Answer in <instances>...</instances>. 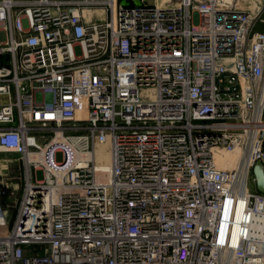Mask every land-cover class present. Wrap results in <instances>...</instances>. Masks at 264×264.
<instances>
[{
    "label": "built area",
    "instance_id": "built-area-1",
    "mask_svg": "<svg viewBox=\"0 0 264 264\" xmlns=\"http://www.w3.org/2000/svg\"><path fill=\"white\" fill-rule=\"evenodd\" d=\"M238 1L0 0V151L24 164L0 264H264V20Z\"/></svg>",
    "mask_w": 264,
    "mask_h": 264
},
{
    "label": "rangeland",
    "instance_id": "rangeland-1",
    "mask_svg": "<svg viewBox=\"0 0 264 264\" xmlns=\"http://www.w3.org/2000/svg\"><path fill=\"white\" fill-rule=\"evenodd\" d=\"M124 5H140L148 4L153 5L155 3L164 1L166 4H175L179 0H119ZM250 1L252 0H239L238 8L254 13L255 9L251 7ZM259 1V0H257ZM264 2V0H261ZM262 10L258 13V20L256 22L255 28H261L262 20H264V5L261 6ZM83 14L89 18V16L94 15L92 20H95V7L85 9ZM5 100L4 96H0V102ZM88 116V100L78 99L76 101V119L85 120ZM57 161L62 160V154L60 152L56 153ZM110 151L107 144L98 146L96 148V162L97 164L110 163ZM24 170L22 156L19 153L12 151H0V200L7 203L8 209V219H11L15 214L17 202L21 196L23 190V179L22 174ZM24 175V174H23ZM36 179H42L44 177V172L42 170H37L35 172ZM250 190H255V185L252 180L249 182ZM12 223V220H10Z\"/></svg>",
    "mask_w": 264,
    "mask_h": 264
},
{
    "label": "bare ground",
    "instance_id": "bare-ground-1",
    "mask_svg": "<svg viewBox=\"0 0 264 264\" xmlns=\"http://www.w3.org/2000/svg\"><path fill=\"white\" fill-rule=\"evenodd\" d=\"M157 4L160 5V6H165L166 3L164 1H161V2H158L157 1ZM250 4H251V7L253 9H255L256 11L260 10L262 7V5H264V2H262L261 0L257 1V0H252L250 1ZM41 157V155L39 153H35V154H31L29 156L30 159H39ZM98 170H99V175H104L105 172L103 171H106L108 170V167H109V164L108 163H102V164H99L98 166Z\"/></svg>",
    "mask_w": 264,
    "mask_h": 264
},
{
    "label": "water",
    "instance_id": "water-1",
    "mask_svg": "<svg viewBox=\"0 0 264 264\" xmlns=\"http://www.w3.org/2000/svg\"><path fill=\"white\" fill-rule=\"evenodd\" d=\"M253 174L256 178V186L260 192L264 193V173L260 165H256L253 169Z\"/></svg>",
    "mask_w": 264,
    "mask_h": 264
},
{
    "label": "crops",
    "instance_id": "crops-1",
    "mask_svg": "<svg viewBox=\"0 0 264 264\" xmlns=\"http://www.w3.org/2000/svg\"><path fill=\"white\" fill-rule=\"evenodd\" d=\"M124 5V4H123ZM125 6H131V5H125ZM262 28H264V26H262ZM24 165V164H23ZM23 174H24V170H23ZM22 174V175H23ZM6 206H7V203L5 201H2Z\"/></svg>",
    "mask_w": 264,
    "mask_h": 264
}]
</instances>
